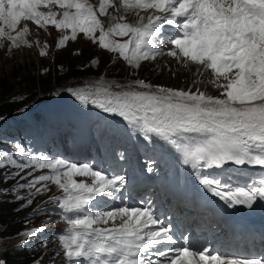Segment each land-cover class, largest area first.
<instances>
[{
	"label": "snow or ice",
	"instance_id": "snow-or-ice-1",
	"mask_svg": "<svg viewBox=\"0 0 264 264\" xmlns=\"http://www.w3.org/2000/svg\"><path fill=\"white\" fill-rule=\"evenodd\" d=\"M51 5L64 9L59 19L55 11L40 10ZM122 6L154 14L145 22L137 12L136 24L117 22L105 29L99 17L107 16L108 8L119 11L120 7L110 0H100L98 12L88 0H0V37L16 49L31 48L25 38L29 28L18 30L21 21H31L40 29L51 25L56 30H71V35L59 39L58 49L77 40L79 32L93 43L98 40L100 48L118 53L136 70L142 62L165 55L177 65L193 63L210 69L213 78L208 83L223 89L218 96L199 88L174 89L143 79L120 84L103 77L86 93L68 91L121 117L146 142L163 140L198 174L209 170L210 175H198L200 183L228 207L253 209L264 202V176L243 187L233 188L227 182L232 179L229 165L259 166L264 172V0H123ZM119 19L126 18L121 15ZM166 26H175L176 34L165 37ZM47 54L46 50L39 53ZM23 152L20 148L16 157L5 153L0 159L3 179L16 180L19 190L34 189L31 197L50 191L49 183L63 191L62 198L52 196L48 201L66 214L68 227L59 237L62 264H264V254L238 257L187 238L180 244L150 207L115 205L94 210L122 199L124 175H107L93 166L63 159L25 158ZM36 169H49L51 174L34 175ZM152 170L150 166L148 171ZM77 176L91 177V183L78 182ZM33 202L29 198L21 207ZM42 230L34 228L23 235L34 237ZM0 264L5 261L0 259Z\"/></svg>",
	"mask_w": 264,
	"mask_h": 264
},
{
	"label": "rangeland",
	"instance_id": "rangeland-1",
	"mask_svg": "<svg viewBox=\"0 0 264 264\" xmlns=\"http://www.w3.org/2000/svg\"><path fill=\"white\" fill-rule=\"evenodd\" d=\"M110 2L120 7L119 11L115 8H108V15L99 17L105 29L117 22L136 24L139 20L137 12H139L140 16L145 15V18L153 12L152 10H125L122 6L123 0H110ZM88 3L92 4L94 9L98 12L100 0H88ZM40 10L55 11L58 13V19L64 11V9H60L56 5H51L50 9L41 8ZM121 15L125 16L126 19L121 21L119 19ZM24 26L29 28V33L25 38L32 44L31 48L27 45H22L19 49H16L9 41L0 37V73L2 74L0 78L5 79V76L10 74L16 80L28 77L31 78L33 75H37L38 77L39 74L47 70L52 71V74L54 72L56 78H59L65 75V73L68 74L67 72H62L64 67H62V64L59 62L70 57V51L72 49L82 48L86 51L87 55L94 56L93 58L90 57V60L81 65V69H86L71 71L67 78L60 83L61 85H58L60 87L56 89L53 95L41 104V106L48 109L50 116L49 123L55 124L58 129L52 132L50 138L44 139L43 131L35 128V131L30 134L29 139H38L40 142L42 141V144L39 142L34 147L33 151L28 150L26 158L37 156L46 159H63L78 165L87 164L93 166L97 170H102L107 175L120 174L125 176L127 173L137 168L139 161L138 157L135 156L134 153H131L134 147L129 144L127 140L129 136L125 130L127 125L126 121L117 115L105 113L101 108L96 106V104L92 103L90 99L81 100L68 91L69 88H72L74 90H84L86 93L101 77H103L106 82L115 80L120 84H129L134 80L143 79L154 85H163L174 89L188 90L191 87L192 91H196V89L199 88L201 91H205L207 94L213 96H218L223 91V89L216 88L208 83V81L213 78V74L210 69H205L203 65L193 63H189L187 67L177 65L174 58L165 55L157 58L155 61L142 62L141 68L136 70L129 66L121 57L122 61L116 59L112 54L115 52L105 51L97 44L84 37L82 33L78 32L77 40H69L66 47L58 49L56 47L57 42L63 35H71L70 29H68L69 31L56 30L51 25L47 26L45 29H40L34 22L21 21L18 30L20 27ZM168 33L167 30L164 31L165 36L168 35ZM175 34L176 33H172L170 36H174ZM96 36H99V31L96 32ZM112 39L123 41L127 40L128 37H112ZM44 44L49 45V47L44 49ZM41 50H46L48 54L46 56H40L39 53ZM116 54L118 55V53ZM93 60H96L97 63L93 64ZM165 63L168 65V68L164 67ZM169 68L177 74L173 76ZM201 72H203V75H201ZM194 81L196 83H194ZM220 82L226 83L222 78ZM62 122L63 126L59 128ZM92 125L100 126L101 128V131L96 134L98 140L95 139V135L91 132ZM111 128L115 129V131H110L109 129ZM117 132H120L122 136L118 135ZM16 133L18 134L16 131L6 133L4 138H0V141L5 143V139L9 135ZM136 140L137 139L134 137V142ZM140 140L144 142L145 148L149 149L142 155V160L148 167L151 166L153 169L161 168L163 173L168 172V175L172 176L177 171H180L182 174V172L188 168L189 165H185L182 162V156L163 140L155 139L153 143H149L144 140L142 135ZM24 143L25 140L18 137L17 147L20 148ZM11 149L13 150V147ZM158 153L159 155L155 157ZM162 154H167V156H165L167 157L166 165H164L163 162L159 163ZM174 158L177 159L176 162H174ZM252 168L256 171H260L259 166H254ZM36 173L51 174V170L36 169ZM255 175L256 174H254V179H258L264 176V172L256 175L257 177ZM245 177L247 180L253 179L248 173ZM90 178L91 177L81 176L74 177L78 182L85 181V183H91L92 178ZM48 187L50 191H43L38 198L36 209L34 208L30 213L41 212L39 214L40 219H46L45 223H47V225L55 227V229L53 228L52 234L60 236L65 233V229L68 227L64 219L66 214H64L56 204L48 201L52 196H60L62 198L64 194L56 185L49 183ZM159 189V187L155 188V195L159 193ZM122 191L123 189L121 192ZM41 208L44 209L42 210ZM4 210H6L5 206L3 208V211ZM94 210L103 211L104 209L94 208ZM35 222H38L35 224L38 225L40 220L36 218ZM2 228H4V226H0V229ZM55 230L57 233H54ZM23 239L24 236H7L0 238V259H2L3 256L6 257L7 254L13 255V253H6V251H10L9 249L15 247L18 243H23ZM55 241L56 240H53L51 236L47 234L34 236V239L30 241V246L26 244V250L22 255L17 256L16 261L23 264L30 257V260H34L37 256L40 257L44 249L53 245ZM62 261L63 255L61 251L53 249L46 251L38 264H62Z\"/></svg>",
	"mask_w": 264,
	"mask_h": 264
},
{
	"label": "trees",
	"instance_id": "trees-1",
	"mask_svg": "<svg viewBox=\"0 0 264 264\" xmlns=\"http://www.w3.org/2000/svg\"><path fill=\"white\" fill-rule=\"evenodd\" d=\"M70 52V57L59 62L62 64V67H64L62 72H67L68 74L73 70L86 69H81V65L94 57L92 55H87L86 51L82 48H75ZM54 74V72L52 74V71L47 70L39 74L38 77L37 75H33L31 78L28 77L16 80L10 74L6 75L5 79L0 78V115L12 114L21 108L25 109L21 111L18 116L9 117L5 129L12 125H16L19 121L26 120V116L31 112L29 107L35 104L38 100V96L50 93L58 87V85H61L60 83L68 76V74L65 73V75L56 78ZM0 75L2 76L1 73ZM2 158H4V155H0V159ZM2 172L3 170H0V224L5 225L4 231L1 233L5 236L24 228L26 226L24 225L26 220H28V224L34 222L33 215H24V213L34 207L38 196L31 197L29 195L34 189L19 190L16 180L5 181ZM14 187H17L16 191H12ZM18 195L24 197V199L17 201L15 197ZM29 198L34 200L33 204L22 208L21 205H26L27 199ZM4 206L6 210L3 211ZM18 254L19 253H15L14 256L7 255L6 264H18L16 261L17 256H19Z\"/></svg>",
	"mask_w": 264,
	"mask_h": 264
},
{
	"label": "bare ground",
	"instance_id": "bare-ground-1",
	"mask_svg": "<svg viewBox=\"0 0 264 264\" xmlns=\"http://www.w3.org/2000/svg\"><path fill=\"white\" fill-rule=\"evenodd\" d=\"M142 13H144V12H142ZM141 13V14H142ZM151 14V13H150ZM147 15H148V13H147ZM145 16V15H144ZM146 19V18H145ZM66 59V58H65ZM126 124H127V122H126ZM125 128H128V124L126 125V127ZM127 130H131V132L134 130V129H132V128H128ZM87 155V154H86ZM112 162V161H111ZM113 163V162H112ZM116 165V164H115ZM231 168H235L234 170H233V172H234V175H233V173H231L230 172V175L232 176V179L230 180V181H227L228 183H230L231 185H232V187L233 188H235V187H237V185H239V186H241V187H243L244 185H245V183L247 182V180H245V177H244V175H242V174H239V172H240V170H241V173H244L245 171L244 170H249V171H251V172H254V169L252 168V167H248V166H234V165H229V169H231ZM262 172L261 171H257V173L256 174H261ZM211 173H209V172H200L199 174L196 172V170H195V172H190L188 175H187V178H186V180H188V181H190L191 183H196V187L197 188H204V186L202 185V184H197V183H200V181H199V179H198V175H210ZM246 176V175H245ZM91 179V178H90ZM225 180H227V178L225 177L224 178ZM85 182V181H84ZM173 183V181L172 180H166L165 182H164V184L166 185V186H170L171 184ZM247 183H251V182H247ZM111 201V200H110ZM117 201V200H116ZM115 201V202H116ZM112 203V202H111ZM111 208V207H113V205L112 204H106V205H101V207L100 208H103V209H105V208ZM63 235V234H62ZM61 236V235H60ZM59 236V237H60ZM226 239L227 240H229V242H232V239L233 238H231L227 233H221V236H220V242L224 245L225 243H227L226 242Z\"/></svg>",
	"mask_w": 264,
	"mask_h": 264
},
{
	"label": "water",
	"instance_id": "water-1",
	"mask_svg": "<svg viewBox=\"0 0 264 264\" xmlns=\"http://www.w3.org/2000/svg\"><path fill=\"white\" fill-rule=\"evenodd\" d=\"M4 120H5V119H4L3 117L0 116V126H1V124L4 122Z\"/></svg>",
	"mask_w": 264,
	"mask_h": 264
}]
</instances>
